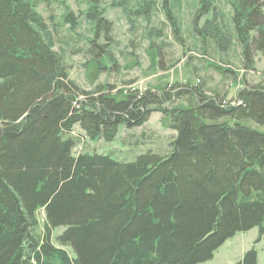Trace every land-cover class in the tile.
I'll return each mask as SVG.
<instances>
[{
  "label": "trees",
  "instance_id": "trees-1",
  "mask_svg": "<svg viewBox=\"0 0 264 264\" xmlns=\"http://www.w3.org/2000/svg\"><path fill=\"white\" fill-rule=\"evenodd\" d=\"M36 2L0 0V264H198L238 231L258 227L261 240L264 78L244 75L234 98L229 67L218 83L88 85L70 75ZM227 3L230 27L215 0H199L192 31L221 51L235 40L248 69L264 54V0ZM91 44L100 66L111 54ZM154 111L175 131L164 148L129 130ZM120 129L127 157L88 146ZM235 264H259L256 247Z\"/></svg>",
  "mask_w": 264,
  "mask_h": 264
},
{
  "label": "rangeland",
  "instance_id": "rangeland-1",
  "mask_svg": "<svg viewBox=\"0 0 264 264\" xmlns=\"http://www.w3.org/2000/svg\"><path fill=\"white\" fill-rule=\"evenodd\" d=\"M96 1L98 3H91V0L36 2L37 9L48 22L54 48L67 62L70 75L85 84L102 80L115 82L117 87H126L131 83L133 87L146 89L175 81L195 84L200 79H206L209 83H218L226 78L221 70L229 67L237 74L236 80L227 83V96L234 98L244 84V75L252 80L264 78L262 52L255 55L253 66L245 69L241 48L235 40L226 51H221L213 46L212 41L208 43L201 34L192 31L199 0ZM215 5L220 12L218 15L224 13V22L230 27L226 14L230 11L227 0H215ZM92 8L99 9V14L111 19L110 30L95 27L98 14L90 17L89 11H92L91 15L95 13ZM67 15H73L75 21L65 20ZM91 39L107 46L113 58H103L104 63L96 66L90 57L93 54ZM161 54L166 68L158 62ZM129 130L136 133L145 131L153 142L149 145L160 148H164L169 136L175 133L168 117L159 111H154L143 126ZM129 130L120 129L118 137L112 142L99 140L89 142L88 146L95 151L111 150L127 157L129 154L125 155V151L129 152V145H121V141ZM37 215L39 232L44 228L43 207L39 208ZM62 229L57 227L53 230L52 240L56 244H59L56 236ZM258 234V227L238 231L217 248L213 258L198 264H235L253 246L258 251V263L264 264V234L261 240H257ZM66 247L70 250L69 246Z\"/></svg>",
  "mask_w": 264,
  "mask_h": 264
}]
</instances>
